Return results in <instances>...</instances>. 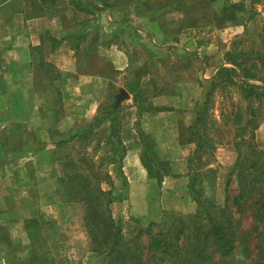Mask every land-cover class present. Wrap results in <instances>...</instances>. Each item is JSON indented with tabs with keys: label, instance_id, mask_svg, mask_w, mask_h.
Here are the masks:
<instances>
[{
	"label": "rangeland",
	"instance_id": "374dc122",
	"mask_svg": "<svg viewBox=\"0 0 264 264\" xmlns=\"http://www.w3.org/2000/svg\"><path fill=\"white\" fill-rule=\"evenodd\" d=\"M219 1L211 4L214 6L210 8L211 12L214 13ZM227 1H243L245 11L243 14L238 12V16H242L241 22L238 19L232 22L225 20L219 25L211 21L196 25L187 33L195 75L189 76V79H196L190 91L195 94V100L164 97L155 101V104L153 101L156 97L152 98V95L158 90L156 84L167 83L168 75L165 73L166 78L160 81L161 72L157 71L161 66L158 70L145 66V52L128 42V33L123 28L116 27V31L111 33L106 30V19L101 17L92 30L84 29V22L89 16L83 12L74 16L69 10L75 4L72 0H58L54 5L49 2L40 5L38 0H0V264H28L36 249L40 254L49 251L55 257V264L98 263V256L88 247L81 205L66 203L61 197V166L58 159L61 153L71 151L68 149L75 140L67 146L57 145L56 142L68 137L71 127L80 128L94 116L102 115L109 107H113L115 95L121 88L129 95L116 107L120 136L126 150L120 175H117L116 166L109 163L116 154L108 143L113 141L108 139V121L88 136L85 146L87 151L84 153L94 164V171L101 175L103 188L111 187L110 207L113 217L121 220L126 229H131L135 225L158 220L163 212H194L196 204L188 193L186 176V160L193 144L185 141L184 126L190 123L193 108L202 100L203 91L209 87L208 83L215 77L217 70L222 66L235 67L224 56L226 51L231 50L235 39L239 36L244 38L236 51L247 50L251 41L264 48V43L255 37L261 25L263 4L254 3L253 8L248 10V0ZM25 7H28V16L46 11L50 13L47 19L39 18L44 21L42 23L30 20V24L24 22L22 25L12 21L11 13ZM65 7L67 10L63 11H66V15L61 16V21L66 27V35L52 32L57 20L49 17L52 14L57 17L54 13ZM192 7L195 10V6ZM251 11L258 15L246 22ZM229 12L232 15L236 13L232 8ZM196 19L202 22L201 17ZM76 23L79 24L76 26ZM42 24L47 32L33 29V26ZM95 28L97 32L93 33ZM60 34L66 40L76 38L81 41L80 48L73 50L75 56L79 57V71L85 68L102 75L108 73L109 79L98 81L91 77L87 80L82 76L80 80V76L74 72L62 71L53 61L48 62V52ZM141 35L144 38V34ZM38 37L45 41L43 48L30 45ZM106 38L113 39L118 47L132 54L128 68L116 71L113 77L111 65L97 57L96 50L90 47L93 40L101 44ZM198 52L202 54L200 57ZM166 68L171 76L180 75L177 64L165 66L164 70ZM252 72L255 73L254 79L240 76L234 80L245 79L252 84H264V67L258 64L252 68ZM183 76L186 78V73ZM78 80L81 84L83 82L82 86L78 85ZM238 100L236 86H229L225 91L218 89L214 93L213 115L219 119L220 110L226 112L234 105L239 111ZM186 106L189 110L193 106L189 113L186 112ZM81 109L82 117L79 116ZM67 111L75 114L76 120H72V124L67 121L71 124L69 128L66 127L68 125L59 127ZM87 112H91L88 117ZM237 116L235 120L240 118L239 113ZM138 131L149 135L153 141V152L150 149L145 152ZM231 134L232 130L225 127L224 140H228ZM255 137L259 147L264 148V119L256 129ZM128 151L132 153V158L127 161V169H124ZM72 154L77 155V152L72 151ZM78 154L81 155L80 152ZM235 157L233 145L223 143L216 148L212 162L204 168L207 179L205 191L210 196L217 194L219 201L223 199L224 183ZM141 158L145 159L146 164L155 169L160 168L162 172L167 171L169 175L159 182L149 175ZM100 162L104 163L101 169L98 168ZM105 171L111 175L112 185L104 181ZM236 189L234 176L230 193L236 194ZM256 198L252 194L246 202L241 201L244 203L242 211L236 217L243 240L237 243L234 254L228 258V264H250L255 255L253 229L256 223Z\"/></svg>",
	"mask_w": 264,
	"mask_h": 264
},
{
	"label": "trees",
	"instance_id": "16d2710c",
	"mask_svg": "<svg viewBox=\"0 0 264 264\" xmlns=\"http://www.w3.org/2000/svg\"><path fill=\"white\" fill-rule=\"evenodd\" d=\"M248 1V10L253 8L254 3L263 4L261 25L255 37L264 43V0ZM38 2L40 5L46 2L53 4L56 0ZM72 2L81 9L80 1ZM256 15L257 12H249L246 21ZM243 41L244 38L239 36L233 41L231 50L225 52V60L235 67L222 66L217 70L208 83L209 87L204 89L202 100L193 108L190 123L183 132L185 141L193 144L186 160L188 193L196 204L192 214L163 212L158 220L135 225L131 229H126L121 220L113 217L111 187L103 188L101 175L94 171V164L84 153L87 151L88 136L108 121V139H113L108 143L116 154L109 163L116 166L117 175H120L126 150L120 136L117 108L109 107L104 114L94 116L80 128L71 127L68 130L70 135L56 142L57 145L67 146L75 140L68 149L71 151L61 153L58 159L61 197L66 203L81 205L88 247L98 256L97 264H228L237 243L243 240L236 214L242 211L244 203L241 201L246 202L252 194L257 198L254 202L256 223L253 229L255 255L250 264H264V148L259 147L255 137V131L264 119V84H252L245 80L255 78L253 67L258 64L264 67V48L251 41L247 50L236 51ZM240 76L245 79L234 80ZM233 85L239 93V111L235 105L226 112L220 110L217 119L212 111L214 93ZM238 113L240 118L235 120ZM225 127L232 130L228 140H224ZM137 133L145 152L148 149L153 152V141L149 135L142 131ZM223 143L233 145L236 157L224 183L223 199L219 201L217 194L210 196L205 191L207 179L204 168L212 162L216 148ZM141 161L149 175L159 182L169 175L167 171L162 172L160 168L146 164L144 158ZM103 164L100 162L98 168H103ZM234 176L236 194L230 193ZM103 179L112 185L108 171L104 172ZM28 264H55V257L49 251L40 254L36 249Z\"/></svg>",
	"mask_w": 264,
	"mask_h": 264
},
{
	"label": "crops",
	"instance_id": "0c3cea01",
	"mask_svg": "<svg viewBox=\"0 0 264 264\" xmlns=\"http://www.w3.org/2000/svg\"><path fill=\"white\" fill-rule=\"evenodd\" d=\"M76 1H80L81 9H79L76 4H73L72 6L70 5L71 7L69 8V10L74 16H76V14L80 12H83L89 16V18L87 19L88 22H84V29L86 28L87 30H92L93 27L96 26L95 23H98L101 17L105 18L106 22L108 23L106 26L107 31L114 33L117 29L116 27L123 28L124 31L128 33V42L135 47L139 46V48H141L145 52L146 67H155V69L158 70L161 66V68L157 71V73H162H160V81L166 78L165 73L166 75H168L167 83L160 82L156 84V86L158 85V90L152 95V98L156 97V100L154 99L153 101V103L155 104V101H158L160 100V98L164 97H174L178 99L181 98L182 100H184L185 98L186 100H189L190 98V100H195V94L191 93L192 91H190L194 87L196 79H189V76L195 77V75L194 64L192 58H190V55H193V53L189 48L190 46L187 40L188 31L191 28H195L196 25L207 24L211 21H216L217 23H219V25H221L225 20V22H232L233 19H238V21L241 22L240 19L242 16H238V12H241L243 14V11H245L243 1L228 2L227 0H220L218 7L214 9V13L210 11V8H214V6H211V4L218 0ZM245 5L247 4L245 3ZM192 6H195V10ZM27 8L28 7L18 8L17 10L13 11L11 13L12 21L20 22L22 25L24 24V22L30 24V22H28L30 20H32V22L35 21L33 23H36V21H41L40 23H42L44 21L40 20L39 18H42L43 20L44 18L47 19V14L50 13L46 11L45 13H41L40 15L35 14L28 16L26 15L29 11ZM230 8L235 10L236 13H234V15L230 14ZM59 9L60 10L58 12L54 13L57 14V17L53 14L51 15V17H49L50 19L53 18L57 20L56 27L51 31L57 33L63 32L64 35H66V32L64 31L66 27L64 26V24H62L61 16L66 15V11L63 10L67 9L66 7ZM196 17H201L202 22H198ZM83 21L84 20H82L81 22ZM78 24L79 23H76V26ZM44 27L45 26H43L42 24V26H33V29L35 31L37 30V32L42 31V33H45L47 31ZM96 32L97 29L95 28L93 33ZM141 34H144V38ZM64 35L60 34L57 38H55L57 39L56 43L54 45H51L52 49L48 52L49 59L46 58L48 62L53 61V63L57 65L62 71L74 72L77 76H80V80L83 77H86L87 80H90V78L92 77L98 81L100 79H109L108 73H104V75H102L97 71H87V69L85 68L84 71H79V57H77L78 55L75 56V52L73 50H76L77 47L80 48L81 41L76 40V38L72 40H66L62 38L64 37ZM113 41V39H107L106 41H101L103 42L101 44H96L93 40L92 45L90 46L91 49H94V51L96 50L95 54L97 55V57H100L102 61L111 65V76L113 75V73H116V71H122L128 68L129 64L131 63L130 59H132V54H128L126 50L118 47L115 41ZM44 43L45 41L42 40V37H38V39H36V41H32L30 45H32L33 47L43 48ZM99 50L103 51L99 52ZM92 55L94 56L93 53ZM201 55L202 54L198 52V56L200 57ZM93 56L90 57L92 58ZM175 64H177L180 68L179 76H171L169 69L166 68L164 70L165 66H174ZM183 73H186V78H184ZM86 79L84 81H87ZM189 81L192 82V84H188ZM82 84L79 83L78 80V85L82 86ZM193 104H195V102ZM192 108L193 106L190 107V110H192ZM190 110L189 107L186 106V112L189 113ZM82 113L83 111L81 109L79 111V116H81ZM87 113L88 114H86V116H90L91 112ZM72 120H76L75 114H72L71 111H67L66 116L60 121L59 127L68 125L66 127L69 128V125L73 123ZM67 121H71V124H69V122ZM186 125L188 124H185L184 127H186ZM131 158L132 153L128 151L125 157L124 169H127V161H129Z\"/></svg>",
	"mask_w": 264,
	"mask_h": 264
},
{
	"label": "water",
	"instance_id": "95a60500",
	"mask_svg": "<svg viewBox=\"0 0 264 264\" xmlns=\"http://www.w3.org/2000/svg\"><path fill=\"white\" fill-rule=\"evenodd\" d=\"M128 95V92L125 89L121 88L119 90V93L115 95L113 107L116 108L122 100L128 97Z\"/></svg>",
	"mask_w": 264,
	"mask_h": 264
}]
</instances>
